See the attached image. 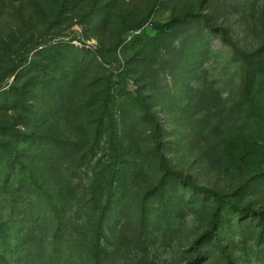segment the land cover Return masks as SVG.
I'll return each instance as SVG.
<instances>
[{
	"label": "rangeland",
	"instance_id": "rangeland-1",
	"mask_svg": "<svg viewBox=\"0 0 264 264\" xmlns=\"http://www.w3.org/2000/svg\"><path fill=\"white\" fill-rule=\"evenodd\" d=\"M34 2L48 24L28 45L16 11L35 23L33 3L0 1L1 91L15 59L27 60L15 75L32 71L19 81H31L29 134L73 151L17 160L31 171L17 170L0 199V264H264V0ZM184 15L169 36L149 25L120 35L146 16ZM103 97L117 134L94 140ZM52 206L65 220L55 246Z\"/></svg>",
	"mask_w": 264,
	"mask_h": 264
},
{
	"label": "trees",
	"instance_id": "trees-1",
	"mask_svg": "<svg viewBox=\"0 0 264 264\" xmlns=\"http://www.w3.org/2000/svg\"><path fill=\"white\" fill-rule=\"evenodd\" d=\"M3 2V8L5 10L8 9V7H13L14 3L17 0H0ZM29 2H32L33 7L35 8V12L37 15L39 14L38 20L34 23V21L30 20V22H25V18L22 15L21 12H17L18 16V21L22 22V26L17 28V25L15 26V34H20L18 37L19 39L26 41L25 44L31 45V40L32 37L34 36L33 28L39 23L43 25L44 23L48 24V15L46 12L40 7L41 5L37 4L34 2V0H29ZM189 18V15H184L182 17H173L171 20L164 22V23H159L156 21H151L149 20L148 16L142 18L140 21L131 23V24H125L122 26L120 35L124 34L125 32H138L140 31L144 26L149 25V27L159 36H169L172 34L175 30H177L181 25L185 23V20ZM18 22V23H19ZM33 25V27H32ZM19 27V26H18ZM40 28H37L38 30ZM16 31H18L16 33ZM25 31V33H24ZM17 38V37H16ZM225 42H229L227 38H225ZM231 43V42H230ZM24 44V45H25ZM232 44V43H231ZM22 45L21 47H24ZM22 49L20 48V58L22 57L23 53L21 52ZM27 62L25 60L22 62V60L15 61L12 63L11 66V71L9 69V73L13 74L15 76V81L14 85L9 87V91H1L3 90L6 86H8V83L4 79V76L0 75V186H3V190H0V199L6 198L8 195V191L6 189V186L9 185L12 177L14 176V173L19 170L21 171H26L30 172V166L35 165L37 162L35 161L38 160L39 157V152L43 149H46L48 152V158L53 159L55 154L56 156L58 153H61L60 151H73L72 144L67 142L65 145L64 142H61L60 140L51 137V136H39L35 137L34 134H29L28 130L31 129V123L33 122V117L36 116L35 114H32V112L28 109V104L31 101L29 98L31 95L29 90L31 89V81L25 82L21 85H19V81L23 78L26 77V75L31 74V70H26L25 72L27 73L26 75L23 74L21 77L18 75H15V72ZM69 67L67 68L68 70L76 69L77 65L74 62H68L67 63ZM41 73L43 72V69H40ZM43 76H47V74H42ZM33 78V77H32ZM75 82V80H74ZM77 83V82H75ZM79 84V83H77ZM75 84V85H77ZM82 86V87H81ZM73 87V86H72ZM79 90H81L83 93H93L95 98L98 96L97 93V86L94 82H89L85 86L83 83L79 84ZM96 87V89H95ZM61 87H56V90H59ZM35 97V96H34ZM95 100V99H94ZM100 105L97 107H94V113H92V116L94 117L91 120V127L92 129H96L95 135H94V140L98 139V136L102 133L105 132L107 133L108 136L112 137L116 133L117 126L115 125V120H114V114H112V111L108 109L107 104H108V98L103 97L101 98V101L98 102ZM81 102L75 103V109L72 108L73 110V117L74 116H80L83 111H79L78 105H80ZM93 107V106H92ZM32 115V116H31ZM32 118V119H31ZM18 126L24 128V130H21L18 128ZM26 145L28 147L29 155H26L25 153L21 152L22 150H19L20 146ZM65 145V147L63 146ZM64 147V149H63ZM38 153V154H36ZM37 156V158H36ZM22 158H25L26 160H29V165L30 166H24L19 160ZM18 160V161H17ZM34 177L31 178V185L33 187H36L39 189L40 192L44 193L43 187H38L37 182ZM3 184V185H2ZM23 187V186H22ZM28 190H31L28 188ZM51 211L54 213V217L57 220V226L56 229L54 230V234L52 235L51 239L53 245H58L61 240L64 237V232H65V220L62 219L61 217V212L56 206H52ZM79 211V210H78ZM99 211L100 216L98 219V224L99 227L98 229L100 230V224L103 222V212L104 208H100ZM66 214V212H63ZM6 218L3 215V212L0 210V231H3V229L7 226L9 223L8 220L4 219ZM10 219H15L17 220V213L14 211V208L10 209V214H9ZM8 222V223H7ZM99 230H97V233L95 236L97 237L99 235ZM36 231V230H34ZM99 246L96 247V250L98 249ZM55 248V247H54Z\"/></svg>",
	"mask_w": 264,
	"mask_h": 264
}]
</instances>
